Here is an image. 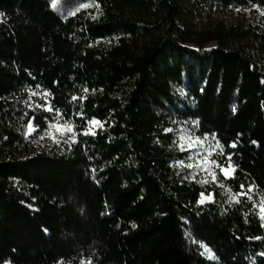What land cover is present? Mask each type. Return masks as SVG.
<instances>
[{
  "label": "trees",
  "instance_id": "1",
  "mask_svg": "<svg viewBox=\"0 0 264 264\" xmlns=\"http://www.w3.org/2000/svg\"><path fill=\"white\" fill-rule=\"evenodd\" d=\"M86 1L0 0V264H264V0Z\"/></svg>",
  "mask_w": 264,
  "mask_h": 264
},
{
  "label": "snow or ice",
  "instance_id": "2",
  "mask_svg": "<svg viewBox=\"0 0 264 264\" xmlns=\"http://www.w3.org/2000/svg\"><path fill=\"white\" fill-rule=\"evenodd\" d=\"M57 4V0H52V5L55 7ZM89 3H81L79 5L80 8H87L89 7ZM98 7V5H97ZM3 13H0V16H2ZM264 82V81H262ZM40 85H37V88H39ZM84 91H88V89H84ZM33 95H40L42 96V98L44 99V103L43 104H38L37 107H41L43 110L45 111H48V112H54L55 113V116L59 117V116H62V113L60 111V109H55L52 107V105L48 102L47 100V97L50 95V93L47 91V90H44L43 93H33ZM85 97H73L72 99H84ZM29 107H32V105L30 104ZM235 111V109H233ZM78 115H83L82 113H78ZM87 124L89 126L91 125H99L100 122L97 121L95 118H92L91 120L87 121ZM102 126V125H101ZM35 128L36 126L33 125L32 123V119H29L28 123H27V129H28V132L26 134H30L31 132L35 131ZM46 132H50V135H51V138L56 142V143H59V139L57 138V134L59 135H68L69 139L72 140L74 143L77 142L76 141V137L74 135V133L76 132V127L74 124H72L71 122L65 120L63 123H61L59 120H56L55 118H53V120H50L49 121V126H48V129H45ZM172 131L171 129H165V132H170ZM81 134L83 135H89V134H95L94 132H92V129L91 127L87 128L86 130H84ZM213 136L215 134H212ZM207 136V134H206ZM180 139L183 141V140H187V148L188 149H193L195 147H202L203 146V140H201L200 137H196L195 140H192L190 138H187L186 136L184 135H181ZM253 143H256L255 141H253ZM216 147L220 149L221 151V154L224 155V152H223V145L219 144V142H217L216 144ZM229 147H235V143L233 142L232 144L229 145ZM181 150H185L183 148V146L181 147ZM215 149H213L214 151ZM191 159V157L189 158ZM226 159L228 161L227 165H223V164H220L218 163L217 161L215 160H211L209 161L208 157L205 156L201 159V163H211L213 165H215L216 167H218L220 169V171L223 173L225 179H227L229 176H233L234 173H235V170H236V166L233 165L231 163V153H228L226 155ZM178 163L180 164H183L184 162L183 161H179ZM188 168H192L194 166H199V165H194L193 163H189L186 165ZM211 175H212V179L215 180L216 179V174L215 172H211ZM207 181H205L206 183ZM244 186L241 185V188H243ZM251 188L252 186L250 185L249 186V191H251ZM237 195H244L246 196L247 193L245 192H241ZM204 194L201 193V199L198 200V203H203L204 202ZM233 199H235V197H232ZM250 198V197H249ZM208 199H211V194H209V197ZM237 202H239V200L237 199ZM259 215H260V218L261 220H264V202H262L260 205H259ZM135 226V225H133ZM81 264H85L84 261L81 262ZM88 264H90V261H88Z\"/></svg>",
  "mask_w": 264,
  "mask_h": 264
},
{
  "label": "rangeland",
  "instance_id": "3",
  "mask_svg": "<svg viewBox=\"0 0 264 264\" xmlns=\"http://www.w3.org/2000/svg\"><path fill=\"white\" fill-rule=\"evenodd\" d=\"M47 2L49 9L61 18L70 17L74 15L78 9H83L79 7L81 3H88L86 0H69V1L57 0V4L54 7L52 5V0H47ZM194 19H195L194 24L198 28H201L202 26H205L206 24L217 20L223 21L224 24L228 26L237 25L239 23L247 24L249 22V11L244 9H239L236 7H229L225 10H219L214 6H211L210 8L205 7L202 11L198 12L195 15ZM212 48H214V44H209L206 47V50H210ZM99 126L100 125H91V126L88 125V128L91 127L92 132H94V130ZM208 197L209 195L204 194L203 197L204 202L198 204L204 205L206 203H209L211 199H208ZM200 199H201V195L199 197V200Z\"/></svg>",
  "mask_w": 264,
  "mask_h": 264
},
{
  "label": "water",
  "instance_id": "4",
  "mask_svg": "<svg viewBox=\"0 0 264 264\" xmlns=\"http://www.w3.org/2000/svg\"><path fill=\"white\" fill-rule=\"evenodd\" d=\"M199 200V199H198Z\"/></svg>",
  "mask_w": 264,
  "mask_h": 264
}]
</instances>
